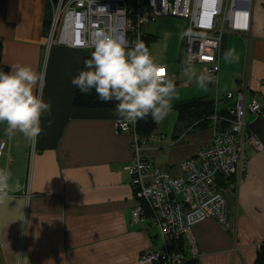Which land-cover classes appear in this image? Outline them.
Returning <instances> with one entry per match:
<instances>
[{
	"label": "crops",
	"instance_id": "obj_1",
	"mask_svg": "<svg viewBox=\"0 0 264 264\" xmlns=\"http://www.w3.org/2000/svg\"><path fill=\"white\" fill-rule=\"evenodd\" d=\"M50 12L48 0H0V67L8 72L26 64L43 73L39 90L51 105L34 141L19 132L9 136L0 124V140L8 143L0 169L11 174L9 198L0 202V264H137L139 254L159 248L160 241L153 228L130 222L138 205L124 171L132 158L131 136L115 131V109L73 108L76 87L70 81L86 55L47 46ZM249 16L248 32L223 39L209 99L246 80V99L264 107V0L251 1ZM245 123L262 151L245 146L246 178L218 179L229 226L214 219L192 226L195 264H255L264 250V118L246 115ZM172 139L144 147L141 156L155 166L154 153L170 146L171 156H158L156 165L173 177L180 175V163L211 141L201 147L200 131L183 129Z\"/></svg>",
	"mask_w": 264,
	"mask_h": 264
},
{
	"label": "built area",
	"instance_id": "obj_2",
	"mask_svg": "<svg viewBox=\"0 0 264 264\" xmlns=\"http://www.w3.org/2000/svg\"><path fill=\"white\" fill-rule=\"evenodd\" d=\"M252 0H48L51 7L47 46L55 43L68 49L91 55L92 32L96 28L111 30L114 38L132 47L143 28L160 18L185 21L183 34L185 64L200 68L205 83L216 89L218 58L226 34L248 32ZM161 65V64H159ZM163 78L174 79L165 65ZM249 84L238 82L237 89L213 98L216 106L224 104L225 115L216 112L209 118L210 143L179 165L180 175L171 176L166 170L143 159L144 147L164 137L152 134L141 137L136 125L122 119L115 122L117 133L131 136L132 158L124 171L138 205L130 213L132 224H146L157 232L160 247L139 254L137 264H183L195 259L190 231L194 224L214 219L229 226L228 207L218 179L246 178L245 146L262 151L260 142L247 129L246 115L264 118V107L247 100ZM8 143L0 140V157ZM34 154L33 143L28 158ZM8 192L9 189H8ZM26 197L29 192H25Z\"/></svg>",
	"mask_w": 264,
	"mask_h": 264
},
{
	"label": "clouds",
	"instance_id": "obj_3",
	"mask_svg": "<svg viewBox=\"0 0 264 264\" xmlns=\"http://www.w3.org/2000/svg\"><path fill=\"white\" fill-rule=\"evenodd\" d=\"M91 35V58L70 83L81 94L94 91L101 102H115L117 116L132 126L148 116L163 120L171 111L176 89L170 78L162 77L163 66L153 60L144 42L137 38L129 48L103 28ZM231 55L227 53L225 59ZM43 80V73L26 64H13L8 72L0 70V124L6 125L7 135L19 132L34 141L41 133V117L51 111L39 90ZM198 82L203 87L205 78ZM10 175L0 169V202L9 198Z\"/></svg>",
	"mask_w": 264,
	"mask_h": 264
},
{
	"label": "rangeland",
	"instance_id": "obj_4",
	"mask_svg": "<svg viewBox=\"0 0 264 264\" xmlns=\"http://www.w3.org/2000/svg\"><path fill=\"white\" fill-rule=\"evenodd\" d=\"M51 9V7H50ZM185 21L174 19L171 17L160 18L156 21L150 22L146 25L143 30L145 35L154 36L155 40L149 42L148 51L157 64L165 65L170 74H174L175 78L172 80L175 85L176 94L171 102V111L161 121H154L155 129L152 133L154 139L159 136H163L164 144L172 142V136L174 135L175 126L177 123V113L173 109L174 105L179 102L189 101L196 98H211L213 90L208 88L207 84L204 83L202 87L198 82L201 74L199 66L195 64H185L183 61L184 45H183V34L185 29ZM49 28V26H48ZM237 35V34H235ZM239 36V35H237ZM86 54V53H84ZM43 60L46 61L47 55L44 56ZM222 88H220L219 94H223ZM207 122L199 121L193 124V127H189L184 130L200 131V146H205L209 138H211V132L209 130ZM201 125L205 129L199 130L198 126ZM163 144V143H162ZM162 144L153 143V146H162ZM170 146L162 149L158 153H154L155 166L160 165V157L168 160ZM156 163L158 165H156ZM228 182L232 181V178L227 179Z\"/></svg>",
	"mask_w": 264,
	"mask_h": 264
},
{
	"label": "trees",
	"instance_id": "obj_5",
	"mask_svg": "<svg viewBox=\"0 0 264 264\" xmlns=\"http://www.w3.org/2000/svg\"><path fill=\"white\" fill-rule=\"evenodd\" d=\"M155 37L145 35L143 42L145 47H148L149 42L154 41ZM1 47V46H0ZM83 57L81 62L80 70L84 69V61L91 58V55ZM0 70L7 72L4 68L0 67ZM221 105V104H219ZM72 106L74 109H115V102L110 101L108 103L101 102L96 93L92 91L89 94H81L76 88ZM218 111H215L219 116L225 115V107L216 106ZM173 109L177 113V123L174 132L177 133L181 129L185 130L189 127H193L199 121L207 122L206 124L210 128L211 122L210 117L214 112V101L213 99L207 98H196L189 101H183L176 103ZM198 126V125H197ZM199 130L205 129V127L199 125ZM155 129V123L151 116L145 117L144 119L138 120L136 130L139 136H149ZM183 264H195V259H188ZM255 264H264V250H261L258 255Z\"/></svg>",
	"mask_w": 264,
	"mask_h": 264
}]
</instances>
